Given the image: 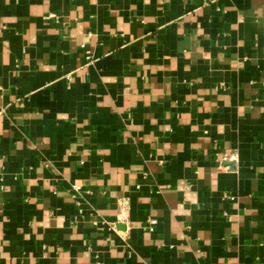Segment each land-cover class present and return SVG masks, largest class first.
<instances>
[{"label":"crops","instance_id":"obj_1","mask_svg":"<svg viewBox=\"0 0 264 264\" xmlns=\"http://www.w3.org/2000/svg\"><path fill=\"white\" fill-rule=\"evenodd\" d=\"M0 264H264V0H0Z\"/></svg>","mask_w":264,"mask_h":264},{"label":"built area","instance_id":"obj_2","mask_svg":"<svg viewBox=\"0 0 264 264\" xmlns=\"http://www.w3.org/2000/svg\"><path fill=\"white\" fill-rule=\"evenodd\" d=\"M55 15L54 14H49L48 16H47V18H53ZM231 158L233 159L234 158V156H231ZM77 190H79V187H76V191Z\"/></svg>","mask_w":264,"mask_h":264}]
</instances>
